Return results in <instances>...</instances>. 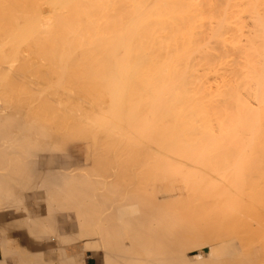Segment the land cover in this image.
<instances>
[{
    "label": "bare ground",
    "instance_id": "1",
    "mask_svg": "<svg viewBox=\"0 0 264 264\" xmlns=\"http://www.w3.org/2000/svg\"><path fill=\"white\" fill-rule=\"evenodd\" d=\"M263 164L264 0H0V264H242Z\"/></svg>",
    "mask_w": 264,
    "mask_h": 264
},
{
    "label": "rangeland",
    "instance_id": "2",
    "mask_svg": "<svg viewBox=\"0 0 264 264\" xmlns=\"http://www.w3.org/2000/svg\"><path fill=\"white\" fill-rule=\"evenodd\" d=\"M253 158V157H252ZM263 159V158H262ZM251 160V159H250ZM253 160V159H252ZM254 161V160H253ZM263 161V160H262ZM251 162V161H250ZM257 162V161H256ZM260 162H261V160H260ZM258 165H260V164H258ZM264 165V164H263ZM262 165V167H260V168H263L264 166ZM251 166H253V165H251ZM251 166H249L248 168H247V170H246V172H247V174L248 173H250L251 171H252V169L250 168ZM255 170H259V169H255ZM255 170H253V171H255ZM261 171V170H260ZM259 172V171H258ZM261 173V172H260ZM264 173V172H263ZM245 175H246V173H245ZM244 176V175H243ZM248 176H250V175H247V178H248ZM253 176H255V175H253ZM250 178H252V177H250ZM256 178H258V176L257 177H255L254 179H256ZM244 179V178H243ZM253 179V178H252ZM251 179V180H252ZM254 179H253V181H254ZM260 179H262V175H261V178ZM259 179V180H260ZM240 180V179H239ZM250 180V179H249ZM264 180V179H263ZM238 182V180H231V182L233 183V182ZM257 181V180H256ZM261 181V180H260ZM230 182V183H231ZM252 182V181H251ZM255 182V181H254ZM264 182V181H263ZM241 183H243L242 182V180H240V183L238 182V184H241ZM256 183V182H255ZM255 183H254V185H255ZM245 188L247 187V181H245ZM250 184V183H249ZM261 184V183H260ZM264 184V183H263ZM231 185V184H230ZM257 185H259V184H257ZM262 187H263V185H262ZM255 188H256V185H255ZM264 188V187H263ZM248 189H250V186H248ZM254 189V188H253ZM257 190V189H256ZM249 191H251V190H249ZM254 191V190H253ZM258 191V190H257ZM261 192L260 193H262L263 191H262V189L260 190ZM259 192V191H258ZM246 193V192H245ZM248 193V192H247ZM264 193V192H263ZM248 194H250V193H248ZM255 193L253 192L252 194H250L251 196H253ZM255 196H258V195H256L255 194ZM260 197H261V195H259ZM262 197H264V195L262 196ZM244 201L246 200H248L247 199V197H245L244 196V198H242ZM241 199V200H242ZM252 199H257L256 197L254 198H252ZM262 199V198H261ZM260 199V200H261ZM249 200L251 201V199L249 198ZM259 200V201H260ZM250 201H249V203H250ZM258 201V202H259ZM262 201V200H261ZM240 202V201H239ZM251 202H253V201H251ZM263 202H264V200H263ZM246 203V202H245ZM248 203V202H247ZM248 203V204H249ZM254 203V202H253ZM261 204H263L262 202H260ZM242 204V203H241ZM252 204V203H251ZM256 204V203H255ZM255 204H252V205H255ZM259 204V203H258ZM256 205L255 206V208H257V206H259V205ZM219 205L221 206H223V202L222 201H220L219 202ZM236 205V204H235ZM235 205H233V206H235ZM214 206V205H213ZM225 206V205H224ZM248 206V205H247ZM247 206H245V207H247ZM260 206H262V205H260ZM251 207H253V206H251ZM264 207V205L262 206V207H260L258 210H262V208ZM214 209L216 208V207H213ZM222 208V207H221ZM237 208V207H236ZM248 208H250V206L248 207ZM254 208V209H255ZM205 209H207V208H205ZM220 209V208H219ZM243 209H246V208H244L243 207ZM253 209V208H252ZM212 210V211H211ZM263 210H264V208H263ZM219 211V210H218ZM254 212V211H253ZM261 212H263V211H261ZM214 213V211H213V209H210V214H213ZM248 213H250V212H248ZM251 213H252V211H251ZM258 213V212H257ZM256 213V214H257ZM264 213V212H263ZM262 213V214H263ZM261 214V215H262ZM254 215H255V213H254ZM258 215H259V213H258ZM264 215V214H263ZM252 217H254V216H252ZM208 218V217H207ZM258 218H261V221L263 220V217L262 216H260V217H258ZM251 219H253V218H250L249 219V221L251 220ZM208 221V220H207ZM251 221H255V222H257V224H259V222H261L260 221V219L258 220L257 219V221H256V219H254V220H251ZM205 222V221H204ZM227 223H229V222H227ZM252 223V222H251ZM250 223V224H251ZM263 223H264V220L262 221V223H260L261 225H263ZM237 224V223H236ZM235 224V225H236ZM252 225H253V227L252 228H256V226H255V223H252ZM236 226H238V225H236ZM232 227V226H231ZM257 227H259V226H257ZM261 228H263L262 226H260ZM233 229H234V227H232ZM238 229L237 230H243V226H238L237 227ZM239 228H241V229H239ZM264 229V228H263ZM231 230V229H230ZM235 230H236V228H235ZM253 230V229H252ZM251 230V231H252ZM258 230H261L260 228L259 229H257V231ZM240 231H238V234H239V232ZM248 231V230H247ZM247 231H244V232H247ZM232 232V231H231ZM253 232H255V230L254 231H252L251 233H253ZM262 232L264 233V231L262 230ZM237 233V232H236ZM228 234V233H227ZM233 234H234V231H233ZM241 234H243V232L241 233ZM240 234V235H241ZM246 235H241V236H238L237 238H236V236H234V237H232V238H230V236H229V238H222V239H217V242L213 245H210L209 246V250L212 252V253H214V254H212V258H213V260H220L221 262H224V260H226V259H228V256H232L234 259L232 260L234 263H236V262H239V263H242L243 264V262H247V261H251L252 263L251 264H264V234L262 235V237L260 236V238L258 237H256L255 238V235H256V232L254 233V236H252V235H249V231H248V234L247 233H245ZM246 236V237H245ZM247 236H249V237H251V238H249V237H247ZM257 236V235H256ZM252 240L254 241V242H252ZM263 240V241H262ZM262 241V242H261ZM258 244V245H257ZM254 246V247H253ZM55 247H56V245H55V242H53V241H49V242H47V245L46 246H41L39 249H40V251H42V252H44L45 254H48V253H52L53 251H54V249H55ZM213 247H215V248H213ZM221 248V249H220ZM234 248H236V249H234ZM252 248V249H251ZM42 249V250H41ZM53 249V250H52ZM217 249V250H216ZM246 249H247V251H246ZM43 250H45V251H43ZM52 250V251H51ZM209 250H208V252H209ZM242 250L244 251V252H242ZM249 250H252V254L251 253H249V252H251V251H249ZM205 251H207V249L205 250ZM207 252V253H208ZM220 252V253H219ZM245 252H248L249 254H247V253H245ZM253 252L255 253V254H253ZM236 255V256H235ZM254 256V257H253ZM247 257V258H246ZM253 257V258H252ZM263 257V258H262ZM244 260V261H243ZM262 262V263H261Z\"/></svg>",
    "mask_w": 264,
    "mask_h": 264
},
{
    "label": "crops",
    "instance_id": "3",
    "mask_svg": "<svg viewBox=\"0 0 264 264\" xmlns=\"http://www.w3.org/2000/svg\"><path fill=\"white\" fill-rule=\"evenodd\" d=\"M0 235H1V229H0ZM4 261L3 254L0 251V262ZM6 264H23L21 261L20 254L18 253H12L9 254L8 261Z\"/></svg>",
    "mask_w": 264,
    "mask_h": 264
}]
</instances>
